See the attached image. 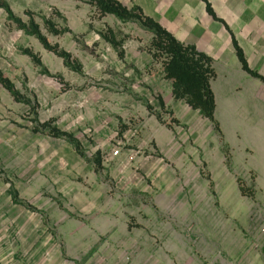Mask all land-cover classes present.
Returning a JSON list of instances; mask_svg holds the SVG:
<instances>
[{
    "label": "rangeland",
    "instance_id": "1",
    "mask_svg": "<svg viewBox=\"0 0 264 264\" xmlns=\"http://www.w3.org/2000/svg\"><path fill=\"white\" fill-rule=\"evenodd\" d=\"M35 21L82 71L63 68L0 9V68L33 106L0 87V264H264V111L256 126L242 111L241 124L223 134L198 114L177 124L155 93L148 111L163 125L149 123L130 94L139 76L103 71L106 43L55 37ZM139 29L151 55L153 31ZM156 61L169 81L165 58ZM33 117L75 136L85 158L64 139L32 132Z\"/></svg>",
    "mask_w": 264,
    "mask_h": 264
},
{
    "label": "crops",
    "instance_id": "2",
    "mask_svg": "<svg viewBox=\"0 0 264 264\" xmlns=\"http://www.w3.org/2000/svg\"><path fill=\"white\" fill-rule=\"evenodd\" d=\"M4 1L3 3L9 6L12 14L24 25L28 26L32 19L45 41L46 37L42 34L35 17L41 20L46 33L53 34L55 37L87 36L91 43H106L105 45L110 49L106 56H102L106 63L103 71L115 78L136 79L139 76L141 82L130 88V94L137 95L139 104L144 102L147 122L152 123L153 120L159 121L161 124L163 122L156 117L157 114L153 115L148 111V106L151 107L148 96L155 93L159 95L163 108L172 112V119L177 121V124L190 123L197 114L200 119L203 118L199 112L191 109L184 101L174 99L170 82L163 79L160 63L146 53L145 47L150 38L145 37L144 29H139V26L141 27L139 23H137L138 25L122 23L113 16L99 17L93 7L78 0ZM115 1L128 10L139 9L144 17L158 24L176 42L186 47H192L197 53L210 59L215 73V78L210 83L215 103L214 119L223 134L229 130V127L237 128L241 124L242 111L248 112V117L252 122L256 121L254 118L258 116L259 111H264V0ZM28 14L31 15L28 16ZM22 15L27 17L26 22L22 21ZM44 20H49L53 24L54 30L64 31V33L54 34L49 31ZM6 22L17 26L7 20ZM22 33L24 36L36 40L45 51L58 58L63 68L69 72L80 73L82 71V65L69 52L58 51L55 47L48 45L46 41V44L54 48L56 52H64L69 55V61L65 63L54 52L42 46L36 38L26 35L23 31ZM116 35H120L121 40L117 41ZM237 49L241 52L247 69L255 74V77L243 70L237 57ZM23 55L29 58L43 75H49L45 66L33 54L23 53ZM30 55L38 63L33 61ZM0 72L4 76L5 72L2 68H0ZM0 87L10 95L1 85ZM14 90L18 97L10 96L33 110L31 101L21 98L19 92L15 88ZM31 122L33 124L32 132L44 131L53 138L64 139L80 158H85L76 137L59 129L52 120L38 123L33 117ZM253 126H256L255 122ZM165 127L164 131L159 129L160 133L168 132L167 123ZM174 128L176 127L169 130L172 131ZM52 129L65 134V136H53ZM155 142L158 148L162 146L160 140L156 139ZM169 142V146H171V143L173 142L174 145L176 140L171 137ZM93 163L97 167L101 166L100 158L95 156Z\"/></svg>",
    "mask_w": 264,
    "mask_h": 264
},
{
    "label": "trees",
    "instance_id": "3",
    "mask_svg": "<svg viewBox=\"0 0 264 264\" xmlns=\"http://www.w3.org/2000/svg\"><path fill=\"white\" fill-rule=\"evenodd\" d=\"M86 2L94 8L97 16H113L122 23L134 15L137 22L145 28L153 31V40L151 42L152 50L149 51L153 59L163 56L165 63L163 64L165 79L172 81V94L175 100L184 101L191 109L198 110L199 114L209 122L216 124L214 119L215 103L210 83L215 78V73L211 66V61L204 55L197 53L194 48L186 47L176 42L168 33L160 28L158 24L151 19L143 16L142 12L137 8L130 10L123 7L115 0H78ZM0 9L6 16V20L19 26L26 35L32 36L44 46L47 50L52 51L58 57L62 58L65 63L69 61V55L64 52H56L46 44L44 37L41 35L38 26L30 19L29 25H24L21 20L16 18L5 3H0ZM31 14H28L30 16ZM31 18V17H30ZM49 31L54 34H62L64 31L58 32L53 29V24L49 20H44ZM151 32V31H150ZM33 61H38L30 55ZM237 57L244 71L255 77L246 67L241 52L237 49ZM0 85L6 89L11 96L18 97L12 85H10L2 73L0 72ZM159 107H163L160 97L157 99ZM150 109L151 107L148 106ZM157 118L160 116L157 114ZM53 136H65V134L52 129Z\"/></svg>",
    "mask_w": 264,
    "mask_h": 264
},
{
    "label": "built area",
    "instance_id": "4",
    "mask_svg": "<svg viewBox=\"0 0 264 264\" xmlns=\"http://www.w3.org/2000/svg\"><path fill=\"white\" fill-rule=\"evenodd\" d=\"M117 154V152H115V155Z\"/></svg>",
    "mask_w": 264,
    "mask_h": 264
}]
</instances>
